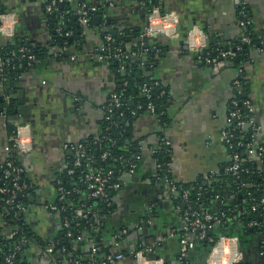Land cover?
I'll return each mask as SVG.
<instances>
[{
	"label": "crops",
	"instance_id": "crops-1",
	"mask_svg": "<svg viewBox=\"0 0 264 264\" xmlns=\"http://www.w3.org/2000/svg\"><path fill=\"white\" fill-rule=\"evenodd\" d=\"M84 1L89 6H101L103 13L96 14L99 20L94 18L91 25L79 22L78 39L72 46L59 49L52 45L55 29L51 14L44 11L39 0H0L2 12L15 18L14 33L12 36L0 34V46L16 41L34 50H47L43 60L22 74L10 90L14 111L9 119L13 122V117L18 116V121L28 120L32 134L30 152L19 158L32 187L26 210L22 212V221L33 238L23 242L26 264L51 263L52 258L44 253L43 247L51 245L50 241L61 230V219L58 213L47 211L42 205L55 197L52 181L66 165L65 155L69 153L64 146L99 133L103 105L116 85L113 68L100 58L105 30L115 31L116 35L126 29L142 33L147 22L144 0H108L109 5L104 0ZM154 1L152 5L161 8V12L178 15L181 32L177 39L161 35L152 38L163 49H158L153 61L143 57L140 62L142 77L157 80L168 89L170 123L163 125L151 112L136 116L125 143L138 142L141 157L134 162L131 173L121 179L117 214L120 223L126 219L129 227L135 224L129 214L136 216L143 205L156 206L157 216L154 221L145 222L150 225L148 233L144 232L145 224L140 228L135 225L120 239H115L114 233L121 224L111 223L113 228L115 224L111 254L123 253L116 264H137L132 253L139 248H145L149 260L160 258L163 264H180L175 232L181 227V221L177 206L171 200L174 193L168 182L155 177L158 166L151 158L150 149L159 139L168 140L171 147L167 175L171 184L189 183L211 171L213 175L220 170L224 172L229 155L221 131L227 126L226 109L234 96V80L239 76L247 84L246 93L254 112L252 118L261 124L264 121V51L251 49L239 67L224 62L205 65L187 50L183 36L196 26L208 45L231 49L235 41L244 37L237 17L238 2L249 9L253 25L264 31V0ZM67 2L77 18V3ZM138 43H144L140 36L133 41L134 45ZM4 117L0 115V165L7 157L5 144L9 136ZM262 140L264 134L254 133L251 147L259 146ZM249 156L256 158L254 153ZM139 230L143 232V240ZM35 238L46 241V245L42 246ZM256 242L248 241L243 251L247 264L260 262ZM203 255L201 246L188 254L191 264H197Z\"/></svg>",
	"mask_w": 264,
	"mask_h": 264
},
{
	"label": "trees",
	"instance_id": "trees-1",
	"mask_svg": "<svg viewBox=\"0 0 264 264\" xmlns=\"http://www.w3.org/2000/svg\"><path fill=\"white\" fill-rule=\"evenodd\" d=\"M68 0H63L61 4L56 6V11L50 15V21L53 24L54 29L61 26V33L55 30L53 35L52 45L56 48L63 49L73 45L78 39L79 30L81 24L78 21V17L75 18V13L68 6ZM77 6L85 2L84 0H74ZM145 8L149 10L154 7L152 0H144ZM152 2V3H151ZM239 8H237V17L239 21H244L243 28L244 37H248L250 42L244 43L241 39L235 41L231 50L234 51L235 56L230 60H224L225 64H231V66L239 67L251 49L259 44L264 39V31L258 30L251 20L249 9L244 5V14H238ZM103 8L98 6L97 10L90 12L88 16L87 25H91L96 14H102ZM64 14V23L60 24L59 15ZM71 31L70 36H65L64 33ZM110 34L114 39L110 43L111 47H120L123 53L131 55L135 52L137 56H129L127 59H123L120 62L113 60L110 51H105L108 55L107 63L113 68L116 76V85L112 92L119 95L120 106L112 108L109 104L110 96L105 102L103 116L99 120V133L95 137L81 140L79 143L82 145L81 149H75L66 153L65 160L66 165L53 179L52 184L55 190V197L57 198L56 189L61 186L63 190H70L65 196L63 201H56L58 206H65L68 204L73 205L75 208L83 210V215H76L70 210L56 211L60 219L67 218L69 225L67 228H61V230L50 241L53 245V259L58 262L68 260L70 264H101L107 263V256L112 252L111 235H113L114 228L111 223L117 221L120 223V217L117 214L118 199L120 191H114L112 188H106L108 200L104 201L99 197L88 196L90 189L86 187V184L81 182V179L88 172L99 173L107 178L106 187L109 184L115 182L121 183L122 177L128 173L129 162H137V159L141 157V148L139 143L133 141L132 143H125L128 138V133L132 127V124L138 114L144 112H151L147 106L149 103L153 104V113L158 116L160 122L163 125L170 123V98L168 89L159 81L154 79H145L142 77V66L140 62L145 57L148 62L154 60L158 55V49H163L160 42L152 41V38L143 39L144 43L133 44V41L137 39L141 32L133 29H126L121 34L113 36L111 31L106 32ZM239 45L240 49L236 50V46ZM19 47H25L21 43L16 41L13 43H7L4 46H0V59L4 61L2 74L0 76V113L5 117L6 128L9 135L13 133V122L10 121V117L13 116L14 104L10 96V90L17 79L25 72L30 71L32 68L43 60L47 55V50H34L29 47V51L34 54L35 61L31 65L27 64V61L19 57V53L12 54L13 51H17ZM209 47L215 46L209 44ZM235 57L239 58V61H235ZM9 59L8 61H5ZM123 67V69L118 70ZM241 93L234 92L235 98L239 100L237 108L243 115V118L248 116L253 117L254 112L251 108H248L242 104L244 100H250L248 96H244L247 91V84L245 80L241 78ZM148 89V93L143 91V88ZM251 102V100H250ZM252 104V102H251ZM110 111V112H108ZM134 112V114L132 113ZM1 115V114H0ZM108 117V118H107ZM257 123H261L257 121ZM264 124V121L263 123ZM254 132L251 127H243L236 129L234 137L231 143L236 146V142L241 140L244 146L239 148V152L244 151L246 143L250 142ZM164 140L159 139L157 144L153 145L150 149L151 158L156 165L155 177L162 179L163 176L168 175L169 164L171 161V147L165 146ZM263 150H261L260 162H250L246 166L249 169V173L241 174L240 179L233 182V178L230 175H225L223 171L217 172L215 175L209 177V181L203 178V175H199L194 181L189 183H176L175 192L171 194V200L175 206L180 208L178 213L179 217L185 210L195 211L202 215L204 212H209L213 215L220 216V223L212 227L208 232V236L214 240L220 235H236L240 242V248L242 252L246 250L248 241L256 242L258 261H262L263 258L259 255V245L262 238H264V225L262 221L264 219V206H256L255 210H252L251 201L241 202L239 197L244 195L245 190L252 189V196L255 199H259L264 195V141L261 144ZM108 153L105 159H102L104 153ZM22 154L15 148H11L8 158L11 159L15 166L20 170L19 178L16 181L21 187L22 195L15 196L14 202L18 201L22 204H26L28 194L31 192L30 178L27 177L24 168L19 163V158ZM138 157V158H137ZM78 160V164H74ZM72 169V173H68V170ZM259 171V173H256ZM110 172V173H108ZM0 187L6 189V192L1 193L0 197L2 202L0 204V210L6 215L3 220V230H0V264H5L4 258L13 252L14 246L18 243L21 251L17 252L14 258L15 264H26V259L23 255L24 245L20 242L21 239L26 238L31 240L33 238L24 221L19 217L12 218L14 212V203L5 200L10 197V191L14 189V181L12 177L3 178L1 174ZM243 181L247 184H255L257 189L250 187H240V182ZM77 188L79 193L72 191ZM188 190V196L183 199V190ZM72 191V192H71ZM233 194L232 197L230 195ZM218 196L216 199L215 196ZM107 202L110 204L107 205ZM151 205V204H150ZM148 205V206H150ZM141 207L138 210L137 215L129 214V218L132 220H138L143 218L145 220L156 219L157 208L155 207ZM236 218H233V216ZM255 220L262 226L258 228H250L248 222ZM181 221V217H180ZM118 225H116L117 227ZM150 225L145 223L144 232L148 233ZM113 228V229H112ZM13 232L9 237L8 233L3 231ZM70 231L72 237H66V232ZM178 240V245L182 234L184 233L181 227L175 232ZM78 237V238H77ZM38 242L44 246L46 241L35 238ZM196 246H201L203 251L207 253L211 247V244L207 240L195 241ZM91 244L96 248L91 255ZM194 248H197V247ZM65 248L66 252L71 253V256L66 258V252H61V249ZM77 262V263H74ZM180 264H191L189 256L187 259L182 260ZM240 264H247L243 258Z\"/></svg>",
	"mask_w": 264,
	"mask_h": 264
},
{
	"label": "built area",
	"instance_id": "built-area-1",
	"mask_svg": "<svg viewBox=\"0 0 264 264\" xmlns=\"http://www.w3.org/2000/svg\"><path fill=\"white\" fill-rule=\"evenodd\" d=\"M63 0H39V3L41 4V7L44 9V11L48 14H52L56 11V6L58 4H61ZM104 3L109 5L108 0H104ZM244 3L238 2L239 12L238 14H244ZM98 6H89L86 5L84 2L80 3L78 5L77 9V15L78 20L82 24H86L88 21V16L90 12L96 11ZM60 24L64 23V14L59 15ZM240 25L243 26L245 23H249V21H239ZM14 25H15V18L12 14L2 12L0 8V34L6 35V36H12L14 33ZM57 32L61 33V26H58L55 29ZM72 34L71 31H67L64 33L65 36H70ZM164 36L169 39H177L180 37L181 32L179 30V23H178V15L175 12H161V8L158 6L152 7L147 15V22L144 27L143 32L140 34V38L147 39V38H154L156 36ZM104 45L101 47V55L100 58L107 60L108 55L105 53V51L111 52V57L113 60H116L120 62L123 59H127L129 56H136V53L133 52L131 55L125 54L122 52L120 47H111L110 43L113 42L112 36L108 33L104 37ZM244 43H249L250 40L248 37H243L241 39ZM185 42L187 46V50L190 51L195 58L205 64V65H214L218 63L224 62V60H230L235 56V53L231 49H223V48H211L207 44L206 37L203 34V32L198 29L196 26L191 27L186 31L185 35ZM236 50L240 49L239 45H237ZM257 51H264V39H262L257 46L254 47ZM16 53H19V57L23 58L27 61L28 65H31L33 61H35V56L32 54L28 48L25 47H19L17 51H13L12 54L15 55ZM9 59H6L5 61H8ZM4 61L0 59V76L2 74ZM123 69V67L119 68L118 70ZM241 76L237 77L234 80V90L236 93H241ZM143 91L145 93H148V89L146 87L143 88ZM239 103V100L235 97H232L231 100L228 102V106L226 109V121L227 126L221 131V136L223 139V143L228 150L229 155V163L225 167V175H230L233 178V182L235 180L240 179L241 174L249 173V169H247V165L250 162H260L261 158V150H263V147L261 145L252 148L251 147V138L250 142L246 143L244 147L243 152H239V148L244 146V143L241 140H238L236 142V146H234L231 143V140L234 137V132L236 129H241L243 127H251L253 132L255 134L261 135L264 134V124L257 123L251 116H248L246 118H243L242 113L237 108V105ZM110 105H112V108H116L120 106V100L119 95L115 92H112L110 94ZM242 104L248 108H251L252 104L250 100H244L242 101ZM148 110L153 113L154 107L153 104L149 103L147 106ZM110 112V111H108ZM134 114V112H132ZM3 117L4 115L0 113ZM108 118V117H107ZM14 130L13 133L8 136L7 142L5 144V150L7 152V157L5 161L0 165V175H3V178L12 177L14 181V189L10 191L11 195L9 198L5 200L6 203L11 202L14 203V212L12 214V218H20L22 220V212L26 210L25 205L18 201L14 202L15 196L18 194L19 191H21V187L17 184V180L19 178V168L14 165L13 161L8 158L9 152L11 148H15L18 150L21 154L30 152L31 150V143H32V134L30 129V123L26 121H18V119L13 121ZM163 144L165 146L169 145L168 140H164ZM82 145L78 142L77 144H68L64 146L65 150L71 151L75 149H81ZM256 157L255 159H252L249 155H253ZM108 153H104L102 155V159H105L107 157ZM246 163V164H245ZM75 165L78 164V160L75 161ZM134 162H129L128 164V174L131 173ZM159 166V165H157ZM72 169L68 170V173H72ZM110 173V172H108ZM256 173H259L257 171ZM213 175V172H209L208 174L204 175L203 178L207 181H209V177ZM162 179L165 182H168L170 184V190L174 193L175 192V185L171 184L170 180L168 179L167 175L163 176ZM1 180V176H0ZM81 182L86 184V187L90 189V192L88 193V196L92 197H99L102 198L104 201L108 200L106 188H112L114 191H120L121 189V183L115 182L113 184H109L106 187L107 178L105 176H102L99 173H93L88 172L84 175V177L81 179ZM240 187H250L257 189V186L255 184H247L243 181L240 182ZM57 198L56 200H52L51 202L43 203L42 207L43 209L50 211V212H56L58 210L60 211H66L70 210L71 212L75 213L76 215L80 216L83 215L86 216V213L84 214L83 210L80 208H75L73 205L68 204L65 206H58V201H63L65 199V196L70 193V190H63L61 186H59L57 189ZM72 191L79 193L80 190L77 188L72 189ZM71 191V192H72ZM252 189L251 190H245L244 195H241V202H252L251 208L252 210H255L256 206H264V195L260 196L259 199H255L252 196ZM6 192V189L3 187H0V194ZM183 199H186L188 196V190L185 189L182 192ZM233 194L230 195L232 197ZM216 199H218V196H215ZM2 202V199L0 197V204ZM110 203L107 202V205ZM178 212H180V208L177 206ZM6 213H4L2 210H0V230H3V220L5 219ZM181 229L183 230V234L180 239L179 243V263L182 262L185 258L187 259V256L190 251L194 249L196 246L195 241L200 240H207L211 244V247L209 251L207 252L206 256V264H240L243 259V252L240 248V242L236 235H220L216 240H214L212 237L208 236V232L212 229V227L216 224L220 223V216L213 215L209 212H204L202 215L196 213L195 211H189L185 210L181 213ZM233 218H236L234 215ZM126 219H124V223L119 226V230L114 233L115 239H120L125 236H127L130 232V227L126 223ZM134 221V225H136L137 228H140L145 222H149L148 220H145L143 218H139L137 222ZM61 227L67 228L69 225V220L67 218L61 217ZM262 225H264V219L262 221ZM259 224V222L252 220L248 222V226L250 228H258V226H262ZM3 233H8V236L11 237L13 232H7L6 230L3 231ZM66 237H72V233L70 231L66 232ZM78 238V237H77ZM26 241L25 239H21L20 242ZM261 244L259 245V255L263 258L261 262L258 264H264V238H262ZM53 245H47L43 247V251L46 255L51 256L52 261L50 264H70L69 261L66 259L63 262H58L53 259ZM21 251L20 245L17 243L14 246L13 252L6 256L4 258L5 264H15L14 258L17 252ZM66 252L65 248L61 249V252ZM96 251V248L91 244V255L89 257L93 256V253ZM146 250L145 248H139L138 250H133V255L136 259L137 264H163L162 259L160 258H154L149 260L146 257ZM129 254V253H128ZM71 253L66 252V258L70 257ZM123 257L122 252H117L115 254H109L106 258L108 264H116L118 260H120ZM77 263V262H74ZM101 264H105V262H102Z\"/></svg>",
	"mask_w": 264,
	"mask_h": 264
},
{
	"label": "water",
	"instance_id": "water-1",
	"mask_svg": "<svg viewBox=\"0 0 264 264\" xmlns=\"http://www.w3.org/2000/svg\"><path fill=\"white\" fill-rule=\"evenodd\" d=\"M96 19V21H98L99 20V18L98 17H96L95 18ZM106 32H109L110 30H108V29H106L105 30ZM112 33V35L113 36H116V32L115 31H112L111 32ZM185 35H186V32H184V34H183V36L185 37ZM225 49H227V47L225 48ZM235 61H239V58L238 57H235ZM147 75V74H146ZM244 96H247V93H244ZM16 119H18V116H14L13 117V120H16ZM24 121H28V120H24ZM246 164V163H245ZM132 178V177H131ZM130 177H128L127 179H131ZM22 195V191H19L18 192V197H20ZM32 197H30V201H32ZM130 228L131 229H134L135 228V225L134 224H131V226H130ZM138 234L140 235V240H143L144 239V237H143V232H142V230H139L138 231ZM207 253H205V255H203V256H201L200 257V259H199V261L197 262V264H206V255Z\"/></svg>",
	"mask_w": 264,
	"mask_h": 264
}]
</instances>
